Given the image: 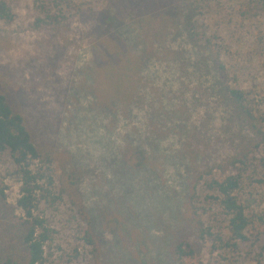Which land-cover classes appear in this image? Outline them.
<instances>
[{
	"label": "rangeland",
	"instance_id": "1",
	"mask_svg": "<svg viewBox=\"0 0 264 264\" xmlns=\"http://www.w3.org/2000/svg\"><path fill=\"white\" fill-rule=\"evenodd\" d=\"M9 1L15 20L0 23V85L35 141L56 155L54 184L42 182L38 195L37 213L52 234L44 264H177L174 242L195 240L183 169L166 161L173 139L155 142L146 127L153 103L168 99L178 85L174 69L153 62L137 76L130 73L131 80L142 78V87L128 107L124 99L134 82L124 77L116 44L138 55L142 44L138 26L127 17L129 0ZM213 2L205 17L207 28L221 38L239 86L264 111V48L255 44L264 35V18L243 17L242 0ZM115 12L127 23L114 19ZM180 41L172 40L173 46L179 48ZM128 143L151 158L160 156L150 161L155 169L150 163L131 170L123 156ZM39 168L33 162L32 169ZM17 170L10 153L0 157V191L7 209L20 216ZM43 172L51 173L45 167ZM245 177L239 198L255 220L249 241L234 252L213 250L209 239L200 264L264 262V147ZM68 179L79 185L89 221L64 192ZM200 193L193 207L219 232L227 226L225 217L206 203L203 187ZM87 231L93 245L85 239Z\"/></svg>",
	"mask_w": 264,
	"mask_h": 264
},
{
	"label": "trees",
	"instance_id": "2",
	"mask_svg": "<svg viewBox=\"0 0 264 264\" xmlns=\"http://www.w3.org/2000/svg\"><path fill=\"white\" fill-rule=\"evenodd\" d=\"M39 1L44 2L36 0ZM213 1L216 2L129 0L127 17L140 30L139 55L116 44L118 54L123 57L124 77L127 82H134L124 99L128 107L136 102L142 87L141 74L140 80H131L130 73L137 76L153 62L160 66L168 64L166 67L174 69L178 83L168 99L153 103L146 122L155 142L173 139L174 145L165 158L183 169L181 177L189 202L187 218L193 222L195 240L180 238L174 242L172 251L177 264H200L201 251L209 239L215 251H240L241 245L249 241L248 231L255 222L240 200L239 191L256 155L264 147V111L251 93L239 86L238 76L225 61L221 38L207 28L205 17ZM240 6L243 17L264 18V0H242ZM113 18L127 23L118 12ZM14 20L10 1L0 0V23L11 24ZM179 39L180 46L175 48L172 40ZM255 44L264 48V35ZM111 67L116 69L114 65ZM6 153L11 154L18 168L21 188L17 207L21 215L17 216L15 209H7L6 195L1 190L0 264H44L45 247L52 234L46 219L37 213L38 195L44 190L42 182L54 184L52 165L56 155L50 146L35 141L24 117L0 85V157ZM123 156L130 169L138 171L149 165L151 159L160 158L158 155L151 158L143 148L131 145ZM33 162H38L41 168L32 169ZM151 166L155 169L154 164ZM43 167L51 173L43 172ZM202 187L206 203L212 209L217 208L227 222L219 232L213 225L208 226L203 214L193 207ZM64 192L69 194L79 215L89 221L79 185L68 179ZM111 230L121 233L118 229ZM86 234L87 243L93 245L90 232ZM257 264L264 262L258 260Z\"/></svg>",
	"mask_w": 264,
	"mask_h": 264
}]
</instances>
